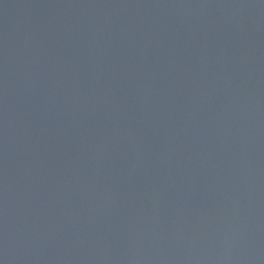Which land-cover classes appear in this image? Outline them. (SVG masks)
Masks as SVG:
<instances>
[{
    "label": "water",
    "instance_id": "water-1",
    "mask_svg": "<svg viewBox=\"0 0 264 264\" xmlns=\"http://www.w3.org/2000/svg\"><path fill=\"white\" fill-rule=\"evenodd\" d=\"M0 264H264V0H0Z\"/></svg>",
    "mask_w": 264,
    "mask_h": 264
}]
</instances>
